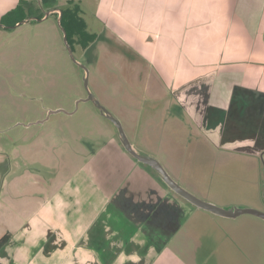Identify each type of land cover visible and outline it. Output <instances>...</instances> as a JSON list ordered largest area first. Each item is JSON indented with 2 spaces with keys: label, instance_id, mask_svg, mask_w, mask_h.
<instances>
[{
  "label": "crops",
  "instance_id": "1",
  "mask_svg": "<svg viewBox=\"0 0 264 264\" xmlns=\"http://www.w3.org/2000/svg\"><path fill=\"white\" fill-rule=\"evenodd\" d=\"M20 1L0 0V21ZM75 1L83 10L94 5L95 20L85 19L91 33L101 27L135 47L149 76L141 88L147 93L152 78L170 93L164 100L171 127L176 121L209 149L264 151V0ZM122 98L139 106L124 111V121L114 114L131 143L142 154L163 157L183 184L172 164L189 161L184 148L191 143L153 120L160 113L148 115L143 104L157 103L152 95L142 96L141 105L134 94ZM100 134L90 154L79 164L74 155L66 166L53 160L61 144L42 140L32 152L30 145L0 143V241L9 237L0 264H190L178 247L194 238L179 237L190 223L216 222V215L177 195L129 154L113 124ZM37 157L49 158L50 171ZM201 190V199L217 203L214 190Z\"/></svg>",
  "mask_w": 264,
  "mask_h": 264
},
{
  "label": "rangeland",
  "instance_id": "2",
  "mask_svg": "<svg viewBox=\"0 0 264 264\" xmlns=\"http://www.w3.org/2000/svg\"><path fill=\"white\" fill-rule=\"evenodd\" d=\"M56 5L65 7L66 2L57 0ZM83 7L84 18L89 23L94 21V5ZM100 28H94L98 37L86 50L75 46L74 56L88 69L90 91L101 104L123 120L124 111L135 113L139 106L134 109L132 103L125 105L122 96L134 94L139 97L134 104L141 105L142 96L152 95L157 103L143 104L144 109L151 111L148 115L160 113L153 120L178 130V141L191 143L188 149L184 148L189 161L183 166L172 164L175 173L184 177L181 185L198 197V193L206 194L201 189L214 190L213 198L220 207L264 212V151L254 154L248 148H213V151L207 145L200 146L195 133H183L176 121L171 127L166 122L170 104L164 100V95L170 93L152 78L146 93L141 87L149 82V76L135 47L121 40V35ZM84 76L85 70L70 58L66 49L57 15L13 29L0 26V143L30 145L35 148L32 152L38 151L42 140L48 146L61 144L56 152L62 154L53 160L66 166L76 155L79 164L102 141L100 129L113 124L93 102H79L88 96ZM57 110L63 111L56 113ZM192 141L197 142L195 147ZM37 159L39 167H48L50 171L49 158ZM160 161L166 165L161 156ZM192 237L194 243L178 247L180 255L190 264H264V219L254 215L237 218L216 215V222L208 217L196 220L179 238L191 241Z\"/></svg>",
  "mask_w": 264,
  "mask_h": 264
},
{
  "label": "water",
  "instance_id": "3",
  "mask_svg": "<svg viewBox=\"0 0 264 264\" xmlns=\"http://www.w3.org/2000/svg\"><path fill=\"white\" fill-rule=\"evenodd\" d=\"M52 13H58L59 14L58 25L61 28V31L63 33L64 43H65L66 49L70 55V58L76 64L80 65L85 70L84 84H85V88L88 92V96L86 99L80 100L79 102L91 101L94 103V105L96 106V108L98 109L100 114L113 123V125L115 126V128L117 130V134H118V138H119L120 142L122 143L123 147L125 148V150L129 154H131L138 161L150 166L159 175V177L162 179V181L173 192H175L177 195L181 196L182 198H184L185 200H187L188 202H190L192 205L196 206L197 208L209 211L215 215H219V216L226 217V218H237V217L244 215V214H251V215H254V216L259 217L261 219H264V212L255 210L253 208H237V207L225 208V207H220L214 203H211V202H208L206 200L201 199L200 197L196 196L195 194L191 193L190 191L185 189L183 186H181L176 180H174L173 177L168 173V171L165 169V167L162 165V163L157 158H155L151 155H146V154L140 153L134 147V145L131 143L121 120L117 116H115L109 109H107L104 105H102L101 102L90 91V88H89V71L83 64L79 63L78 60H76V58L74 56V51H73L72 46L68 40V33L62 25V15H63L62 9L54 8V9L45 11L43 18L32 17V18H29L28 20L24 21L23 23L33 21V20H40V21L46 20ZM23 23H19L18 25H21ZM2 26H4V25H2ZM62 111L63 110H57L55 112L57 113V112H62ZM55 112H51V113H55ZM41 122H43V121H41ZM263 196H264V194H263Z\"/></svg>",
  "mask_w": 264,
  "mask_h": 264
},
{
  "label": "trees",
  "instance_id": "4",
  "mask_svg": "<svg viewBox=\"0 0 264 264\" xmlns=\"http://www.w3.org/2000/svg\"><path fill=\"white\" fill-rule=\"evenodd\" d=\"M56 0L26 1L21 0L16 8L4 15L0 24L8 29H13L19 23H23L32 17H44L46 8H54ZM63 11L62 25L68 33V40L75 52V46L86 50L91 43L95 42L97 35L88 29V24L84 18V10L81 4L75 0H68L66 6L61 8ZM59 17V14H54ZM8 236L0 241V247L6 243Z\"/></svg>",
  "mask_w": 264,
  "mask_h": 264
},
{
  "label": "flooded vegetation",
  "instance_id": "5",
  "mask_svg": "<svg viewBox=\"0 0 264 264\" xmlns=\"http://www.w3.org/2000/svg\"><path fill=\"white\" fill-rule=\"evenodd\" d=\"M54 8H56V7H54ZM46 10H44V12H45ZM58 14V13H57ZM43 18V17H42Z\"/></svg>",
  "mask_w": 264,
  "mask_h": 264
}]
</instances>
